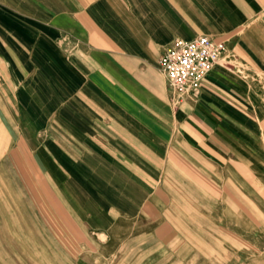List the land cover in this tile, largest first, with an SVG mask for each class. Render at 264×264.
Returning <instances> with one entry per match:
<instances>
[{"label":"crops","instance_id":"0c3cea01","mask_svg":"<svg viewBox=\"0 0 264 264\" xmlns=\"http://www.w3.org/2000/svg\"><path fill=\"white\" fill-rule=\"evenodd\" d=\"M200 35L227 48L182 94L160 57ZM162 232L264 248V0H0V264Z\"/></svg>","mask_w":264,"mask_h":264},{"label":"rangeland","instance_id":"374dc122","mask_svg":"<svg viewBox=\"0 0 264 264\" xmlns=\"http://www.w3.org/2000/svg\"><path fill=\"white\" fill-rule=\"evenodd\" d=\"M160 241L161 258L155 263L151 260L148 262L147 257L151 256L156 244L146 241L145 264H264L263 246L259 247L261 250H256L255 247L243 244L240 246L232 243L202 245L194 237L185 235L166 237L163 236V232ZM239 247L241 251H238ZM131 250L127 260L124 256L115 260L113 264H141L140 257ZM245 257H252L253 261L246 260Z\"/></svg>","mask_w":264,"mask_h":264},{"label":"built area","instance_id":"2783aa9c","mask_svg":"<svg viewBox=\"0 0 264 264\" xmlns=\"http://www.w3.org/2000/svg\"><path fill=\"white\" fill-rule=\"evenodd\" d=\"M226 44L207 35L177 39L160 57V66L171 89L193 93L226 51Z\"/></svg>","mask_w":264,"mask_h":264}]
</instances>
